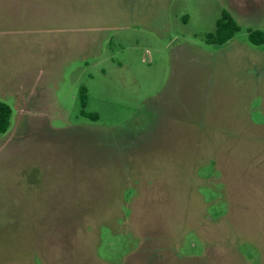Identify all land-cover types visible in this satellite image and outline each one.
Returning a JSON list of instances; mask_svg holds the SVG:
<instances>
[{"label":"rangeland","instance_id":"obj_1","mask_svg":"<svg viewBox=\"0 0 264 264\" xmlns=\"http://www.w3.org/2000/svg\"><path fill=\"white\" fill-rule=\"evenodd\" d=\"M249 30L264 0H0V264H264Z\"/></svg>","mask_w":264,"mask_h":264},{"label":"trees","instance_id":"obj_2","mask_svg":"<svg viewBox=\"0 0 264 264\" xmlns=\"http://www.w3.org/2000/svg\"><path fill=\"white\" fill-rule=\"evenodd\" d=\"M241 30L239 23L228 12L224 11L221 19L217 22L216 31L208 36L211 45L224 46L231 41ZM249 41L255 46L264 45V32L260 30H249ZM85 96V93H82ZM13 116L12 108L0 101V134H6L11 127Z\"/></svg>","mask_w":264,"mask_h":264},{"label":"flooded vegetation","instance_id":"obj_3","mask_svg":"<svg viewBox=\"0 0 264 264\" xmlns=\"http://www.w3.org/2000/svg\"><path fill=\"white\" fill-rule=\"evenodd\" d=\"M84 102H85V96H84L83 104H84Z\"/></svg>","mask_w":264,"mask_h":264}]
</instances>
